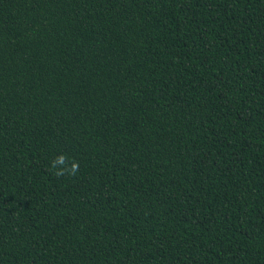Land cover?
Here are the masks:
<instances>
[{
  "label": "trees",
  "instance_id": "obj_1",
  "mask_svg": "<svg viewBox=\"0 0 264 264\" xmlns=\"http://www.w3.org/2000/svg\"><path fill=\"white\" fill-rule=\"evenodd\" d=\"M0 264H264V0H0Z\"/></svg>",
  "mask_w": 264,
  "mask_h": 264
},
{
  "label": "clouds",
  "instance_id": "obj_2",
  "mask_svg": "<svg viewBox=\"0 0 264 264\" xmlns=\"http://www.w3.org/2000/svg\"><path fill=\"white\" fill-rule=\"evenodd\" d=\"M61 163H62V159H61V161H60Z\"/></svg>",
  "mask_w": 264,
  "mask_h": 264
}]
</instances>
